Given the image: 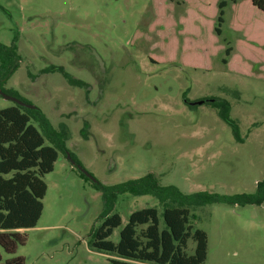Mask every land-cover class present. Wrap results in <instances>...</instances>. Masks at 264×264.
I'll list each match as a JSON object with an SVG mask.
<instances>
[{"label":"rangeland","instance_id":"1","mask_svg":"<svg viewBox=\"0 0 264 264\" xmlns=\"http://www.w3.org/2000/svg\"><path fill=\"white\" fill-rule=\"evenodd\" d=\"M218 2L0 0V43L21 56L3 89L40 108L105 186L153 173L184 193H254L264 178V13L250 0L229 2L217 35ZM217 98L231 104L241 140L210 103ZM12 106L0 92V110ZM44 180L37 226L14 254L1 251L3 261L110 264L91 247L107 210L103 192L63 151ZM145 207L163 220L155 197L121 194L113 212L122 226L110 240ZM192 215L208 235L205 264H264V203ZM194 247L190 240L189 254Z\"/></svg>","mask_w":264,"mask_h":264},{"label":"trees","instance_id":"2","mask_svg":"<svg viewBox=\"0 0 264 264\" xmlns=\"http://www.w3.org/2000/svg\"><path fill=\"white\" fill-rule=\"evenodd\" d=\"M239 1L219 0L214 28L217 35L221 34L225 8L229 2L236 4ZM250 1L264 13V0ZM231 52L232 48L228 47L226 56L229 57ZM20 62L21 56L15 45L0 43V89L19 99L17 93L3 88L18 70ZM210 103L219 110L221 119L232 126L236 139L241 140L239 127L231 118V104L221 98ZM32 121L37 122L40 129ZM66 139L38 107L30 109L16 104L0 110V264L26 263L23 256L3 261L1 251L14 254L19 246L25 245L26 230L37 226L47 192L44 177L54 170L59 151L81 164L69 153ZM80 174L90 179L81 171ZM94 185L103 192L107 210L102 215L104 221L92 235L91 247L112 256L110 264H205L208 235L194 227L193 210L219 203L239 206L264 203V178L258 182L254 193L233 195L209 191L184 193L175 185H162L153 173L111 186L100 182H94ZM121 194L155 197L162 207L163 220H160L157 207L136 210L122 227L118 243H114L110 237L122 226V217L113 212V208ZM190 240L195 243L192 254L188 253Z\"/></svg>","mask_w":264,"mask_h":264},{"label":"water","instance_id":"3","mask_svg":"<svg viewBox=\"0 0 264 264\" xmlns=\"http://www.w3.org/2000/svg\"><path fill=\"white\" fill-rule=\"evenodd\" d=\"M1 94L8 100H11L13 102H15L16 104L20 105V106H23V107H27V108H30V109H36L37 107L30 104V103H26L24 102L23 100L19 99L18 97L16 96H13V95H10V94H7L5 92H3L2 90H0ZM209 101V100H207ZM211 102H213L214 100H210ZM203 101H199V102H193V103H190V105H196V104H202ZM68 158L69 160L71 161V163L76 167L78 168V170H80L83 174H85L88 178H90L93 182L95 183H98L99 181L89 172L87 171L84 166L80 163H77L74 159H72V157L68 154Z\"/></svg>","mask_w":264,"mask_h":264}]
</instances>
